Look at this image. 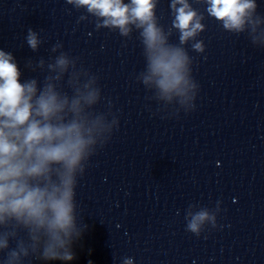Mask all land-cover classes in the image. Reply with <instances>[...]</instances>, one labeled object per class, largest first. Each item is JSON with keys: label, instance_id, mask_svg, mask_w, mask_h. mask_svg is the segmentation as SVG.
<instances>
[{"label": "clouds", "instance_id": "clouds-1", "mask_svg": "<svg viewBox=\"0 0 264 264\" xmlns=\"http://www.w3.org/2000/svg\"><path fill=\"white\" fill-rule=\"evenodd\" d=\"M76 8L103 18L98 27L119 30L129 36L133 28L139 30L144 46L147 73L139 79L143 85L154 84L159 96L171 100L173 95L195 100L189 92L197 85L191 79V58L183 45L195 41L204 31L198 15L187 0H172L175 16L172 28L179 32V45L170 44L168 33L158 25L157 0H67ZM207 13L221 21L225 29L241 32L246 20L251 22L257 8L255 0H205ZM179 5V7H177ZM29 45L35 49L37 38L29 32ZM192 49L204 51L203 41H196ZM10 54L0 51V223L15 220L26 226L44 228L51 237L45 249L46 259L72 260L65 252L60 256L57 248L66 244L74 230L73 173L92 153L95 144L93 128L102 127L100 119L91 122L82 115L83 105H95L101 98L100 89L93 87L95 78L83 85L86 92L76 89L71 100L61 96L51 84L42 90L33 79L20 82V71ZM69 60L62 54L56 65L65 70ZM59 77H57L58 79ZM195 105L193 104V108ZM67 109V111H66ZM71 113V118L68 114ZM53 173L59 183L52 180ZM211 221L217 227L215 214L208 211L195 214L187 228L199 236L201 226ZM7 247V241H0ZM15 256V253H13ZM124 264H132L126 259Z\"/></svg>", "mask_w": 264, "mask_h": 264}]
</instances>
